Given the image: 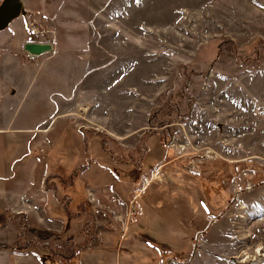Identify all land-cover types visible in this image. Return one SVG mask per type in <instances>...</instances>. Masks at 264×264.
<instances>
[{
	"label": "rangeland",
	"instance_id": "rangeland-1",
	"mask_svg": "<svg viewBox=\"0 0 264 264\" xmlns=\"http://www.w3.org/2000/svg\"><path fill=\"white\" fill-rule=\"evenodd\" d=\"M23 2L0 33V138L36 170L10 221L0 203V264H264V47L250 63L242 50L264 41V0ZM31 42L55 51L30 61ZM169 170L170 187L155 181ZM84 220L94 237L72 259ZM19 224L44 247L13 252Z\"/></svg>",
	"mask_w": 264,
	"mask_h": 264
},
{
	"label": "crops",
	"instance_id": "crops-1",
	"mask_svg": "<svg viewBox=\"0 0 264 264\" xmlns=\"http://www.w3.org/2000/svg\"><path fill=\"white\" fill-rule=\"evenodd\" d=\"M70 125L72 126V124H64L62 126V128H66L67 126H70ZM50 126L48 127L47 131L48 130H51ZM73 126L76 127L75 125H73ZM7 128L8 127H6V128L5 127L0 128V133L7 132L8 131ZM78 129H80V128H78ZM9 131L12 132L11 130H9ZM5 135H7V134H5ZM9 135H10V133H9ZM16 140H17V138H15V143H16ZM1 142H2V138H0V203L4 206V208H5V210H4L5 217H7V214L10 211H11L10 213H14V214L17 213V211L13 210V208H16L19 204L21 206H22V204H25L24 203V201L26 200L25 199L26 198L25 195L27 194V192L29 191V189L32 187V183L34 182V179H35L34 178V176H35L34 169L36 170V167H35L36 166V163H33L34 162L33 161L34 159L32 158L31 155L30 156L24 155L19 160L16 159V158H12L11 157L12 156V148L7 149V151L6 150H3V147H2V143ZM3 151H5L8 154L9 157H6V154L3 153ZM12 168H13V171H12ZM169 171L166 172V173L165 172L162 173V175L161 174L160 175L158 174L159 177L156 178L155 181H159V183H161L163 185H167V187H170L172 185V180H174V179H172L173 178L172 177V170H169ZM181 175H183L184 177L192 178L191 176H187L186 174H181ZM41 176H42V182H45V185L43 184L44 187H42V189H44L45 193L46 192L48 194L51 193L52 190H47L46 189V185H48V183L50 182L53 185V187H54V183H53L54 181L50 179L51 176H49L48 170L44 168V174L42 172ZM151 185L152 184H150V185L147 184V186L145 187V189L144 190H141V191L142 192L145 191ZM101 189L98 188V189H95V190H89L88 192L93 193V196L95 194V197H96L97 193H103L104 191H105L104 194L107 195V193H106L107 191L105 190L107 188L104 187L103 188L104 191L101 190ZM108 193H109V198L111 200H114V203L116 201V202L120 203L121 205L125 206V204H123L122 202H120L119 197L117 195H115L111 191H109ZM142 197L145 198V196L141 195V198ZM47 199H48V196H47ZM145 199H146V201L149 202V198L148 197L145 198ZM154 200H159V198H156L155 197ZM86 202L88 204V200ZM7 203H8V205H6ZM9 204H12V205H9ZM171 214H172V209H171ZM170 218L171 219L168 222H170L172 224V215L170 216ZM133 222H134V220L132 219L131 222H130V225ZM147 224L148 225H155V222L153 220H147ZM124 225H125V223H124ZM126 225H125V231H124V229H121V231L123 230L122 231L123 234L125 232H127ZM171 226L172 225L169 224V228L170 229H171ZM175 231H176V229H174V233L172 232L173 234H171V236H180V235H178V233H175ZM110 234H113V232H109L108 233V235H110ZM131 237L133 239H135L134 236H131ZM142 238H143V236H138V239L137 240L141 241ZM181 239H183V236H181ZM125 240H126V236H120L119 239H118V241H117V243H116L117 244V248H118V246L120 248H122L121 247L122 246V243ZM129 243L131 244V242H129ZM130 244H128L127 246H131ZM157 247L160 248L158 245H157ZM175 254L176 253H173V255H175ZM178 256H180V255H178Z\"/></svg>",
	"mask_w": 264,
	"mask_h": 264
},
{
	"label": "trees",
	"instance_id": "trees-1",
	"mask_svg": "<svg viewBox=\"0 0 264 264\" xmlns=\"http://www.w3.org/2000/svg\"><path fill=\"white\" fill-rule=\"evenodd\" d=\"M30 37V36H29ZM31 39H35V38H33V37H30ZM224 44H227L228 46H231L233 49H234V52H235V55H236V58H237V60H238V62H240L241 63V58H240V56H239V51H240V49L239 48H237V46L235 45V44H233V42H231V41H227V42H223V44L222 45H224ZM260 45H263V47H264V41H262V40H259V39H255V40H253L251 43H250V45H248V46H246V47H244L242 50H244L245 52H247V53H249L250 54V56L249 57H246V59L244 60V62H254V61H256L255 60V58L253 57V55L256 53V51H254V50H256V47H258V46H260ZM214 53L216 52L217 53V55L219 54V52H220V50H221V47H220V43H216V44H214ZM253 54V55H252ZM175 130H176V128L175 129H172V130H169V136L171 137V136H173L174 135V133H175ZM160 133V132H159ZM98 135V134H97ZM159 137V143H160V145L161 146H165V142H164V139L165 138H163V137H161L160 135H158ZM106 152H107V150H105ZM110 151V150H109ZM109 153H111V152H109ZM112 154V153H111ZM121 161H124V160H122L121 159ZM120 164H122V162H119ZM46 189L47 190H54V187H53V185L49 182L48 183V185H46ZM54 192V194H55V190L53 191ZM86 205H88L87 204V202H84L82 205H80V207H82L81 208V211L79 212V213H77V216L78 217H81V216H83V218L84 219H86V216H87V211H86V209L84 208ZM84 206V207H83ZM7 217H8V220L10 221L12 218H10V217H15V216H12V214H10V212H8V214H7ZM8 223V222H7ZM10 223V222H9ZM8 223V224H9ZM19 226L23 229L24 227H25V224H23V225H20L19 224ZM93 229H94V226L89 222V221H83V226H82V229H81V231H80V233H79V237H78V239H82L83 240V242H86L83 246L82 245H80L82 242H80V244H73V250H71V255H70V258H72V259H75L76 258V256H77V252L78 251H85V249H87V246H89V244L92 242V238L94 237L93 236V234H94V232H93ZM25 233H24V229L18 234V239L16 240V242H14V246H15V248H12V251L13 252H15L16 254H20V255H25V253L26 252H23V254H21V253H19V252H21L22 250H24V251H26V249L29 247V246H35L37 249L38 248H42V247H44L42 244H40V246H38V243H32V242H30V241H28V240H25ZM21 237H23V239H24V242L22 243V245H20V241H19V238H21ZM22 240V239H21ZM67 244H71V243H64V245H62V247H63V249L65 250V249H68L67 247H65ZM71 249V248H70ZM54 251V250H53ZM55 251H57V247H55ZM52 252V251H50L51 252V256H52V259L53 260H57V259H59V255H57V253L56 252ZM65 260H66V258H65ZM58 261V260H57Z\"/></svg>",
	"mask_w": 264,
	"mask_h": 264
},
{
	"label": "water",
	"instance_id": "water-1",
	"mask_svg": "<svg viewBox=\"0 0 264 264\" xmlns=\"http://www.w3.org/2000/svg\"><path fill=\"white\" fill-rule=\"evenodd\" d=\"M26 14L23 0H3L0 4V33L10 24ZM55 46L52 43H26L23 52L28 60H35L47 54H53ZM134 207V204L132 205Z\"/></svg>",
	"mask_w": 264,
	"mask_h": 264
},
{
	"label": "built area",
	"instance_id": "built-area-1",
	"mask_svg": "<svg viewBox=\"0 0 264 264\" xmlns=\"http://www.w3.org/2000/svg\"><path fill=\"white\" fill-rule=\"evenodd\" d=\"M44 20H45V18H44ZM40 33L41 32H40V27H39L38 23L34 22V21L29 22V24H28V34H29V36L33 37V38H37L40 35ZM87 196H88V203L90 205H92V201H93L92 200V194L87 191ZM92 208H93V211H95L94 207H92ZM99 214L102 216V218H106V216L103 213L99 212ZM96 223H99V222L97 221ZM122 226L124 227L123 229L125 231V225L123 224V222H122Z\"/></svg>",
	"mask_w": 264,
	"mask_h": 264
}]
</instances>
